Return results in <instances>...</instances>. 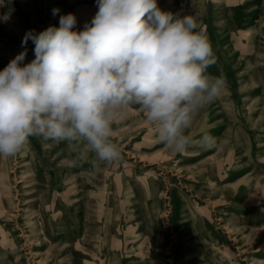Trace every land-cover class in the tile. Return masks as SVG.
Returning <instances> with one entry per match:
<instances>
[{"label": "rangeland", "instance_id": "1", "mask_svg": "<svg viewBox=\"0 0 264 264\" xmlns=\"http://www.w3.org/2000/svg\"><path fill=\"white\" fill-rule=\"evenodd\" d=\"M197 18L225 81L195 118L192 147L157 142L138 106L113 125L122 159L30 137L0 156V264H264V0H157ZM53 9H59L57 15ZM97 0H0V70L26 32L73 13L83 30ZM209 135L215 147L202 148Z\"/></svg>", "mask_w": 264, "mask_h": 264}, {"label": "clouds", "instance_id": "2", "mask_svg": "<svg viewBox=\"0 0 264 264\" xmlns=\"http://www.w3.org/2000/svg\"><path fill=\"white\" fill-rule=\"evenodd\" d=\"M97 7L83 30L68 13L58 27L26 32L22 47L30 40L34 59L25 63L21 51L0 70V156L14 157L39 137L117 163L113 125L132 106L170 152L192 147L195 118L225 88L207 72L215 56L197 18L162 11L157 0H97ZM199 143L215 147L206 134Z\"/></svg>", "mask_w": 264, "mask_h": 264}]
</instances>
